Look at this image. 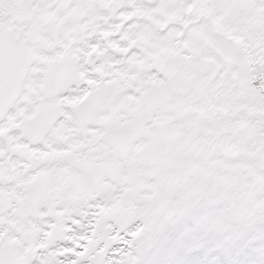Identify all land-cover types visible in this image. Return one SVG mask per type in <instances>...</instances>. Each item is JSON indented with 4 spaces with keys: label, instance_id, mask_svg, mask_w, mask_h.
Listing matches in <instances>:
<instances>
[{
    "label": "snow or ice",
    "instance_id": "snow-or-ice-1",
    "mask_svg": "<svg viewBox=\"0 0 264 264\" xmlns=\"http://www.w3.org/2000/svg\"><path fill=\"white\" fill-rule=\"evenodd\" d=\"M0 264H264V0H0Z\"/></svg>",
    "mask_w": 264,
    "mask_h": 264
}]
</instances>
